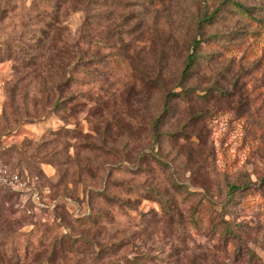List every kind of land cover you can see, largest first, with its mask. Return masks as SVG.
<instances>
[{
	"label": "rangeland",
	"instance_id": "1",
	"mask_svg": "<svg viewBox=\"0 0 264 264\" xmlns=\"http://www.w3.org/2000/svg\"><path fill=\"white\" fill-rule=\"evenodd\" d=\"M236 1L252 18L224 0H0V264H264V0Z\"/></svg>",
	"mask_w": 264,
	"mask_h": 264
},
{
	"label": "trees",
	"instance_id": "2",
	"mask_svg": "<svg viewBox=\"0 0 264 264\" xmlns=\"http://www.w3.org/2000/svg\"><path fill=\"white\" fill-rule=\"evenodd\" d=\"M224 2L231 3L232 5L235 6L236 10L240 14L244 16H249L250 18H252L251 17L252 14L250 13V10L242 3H239L236 0H224ZM217 13H218V9L214 10L213 13L209 17L206 15L204 19H202V21H205L206 23H210L211 20L216 17ZM259 22L264 23L263 20H259ZM204 43L205 42L202 39H195L193 41L192 46H191V52L186 59L185 69H184V72L182 73L183 76H186V75L188 76L189 74H191V72L195 68L198 60L202 56L200 55V48L203 46ZM183 92H184L183 88H179L177 91H174L172 96H175V95L178 97L185 96L183 95ZM168 95H171V94L168 93ZM156 127H157V124L155 125V129ZM244 189H246V187H240L239 185H231L228 189L226 199L224 201L217 202V208L220 211L218 213L219 215L217 217V223H215L214 225V233H216L217 238H219L221 243L224 245L228 243L230 244L231 240H235L239 238V233L234 231L235 228H238V227H235L231 219H227V218L230 215V212H232L230 208L232 204L234 203V200H235L234 197L236 196L238 192H241ZM229 244L228 246H230ZM241 246L242 245H240V247ZM52 248H53L52 252H54V249L57 248L56 242L55 244H53ZM252 255H254V253H252ZM43 264H47V262H44Z\"/></svg>",
	"mask_w": 264,
	"mask_h": 264
},
{
	"label": "built area",
	"instance_id": "3",
	"mask_svg": "<svg viewBox=\"0 0 264 264\" xmlns=\"http://www.w3.org/2000/svg\"><path fill=\"white\" fill-rule=\"evenodd\" d=\"M4 183L8 186H11V187H19V186H23V184L21 183L20 181V177L19 175H15L14 177H12L10 180H5ZM33 201L36 203V204H39L41 203V197L38 196V195H34L33 197Z\"/></svg>",
	"mask_w": 264,
	"mask_h": 264
}]
</instances>
